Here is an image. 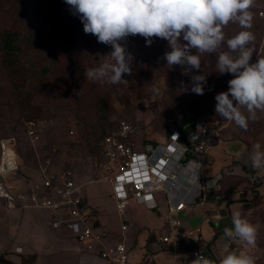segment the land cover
I'll return each instance as SVG.
<instances>
[{
	"label": "rangeland",
	"instance_id": "374dc122",
	"mask_svg": "<svg viewBox=\"0 0 264 264\" xmlns=\"http://www.w3.org/2000/svg\"><path fill=\"white\" fill-rule=\"evenodd\" d=\"M35 1L0 0V37L6 32L21 30L18 31L22 42L21 52L14 54L17 61H13V66L9 64L15 57L6 56L0 50V144L14 146L19 154L20 168L13 181L21 190L39 182L40 168L45 167L57 173L71 171L81 185L84 208L100 210L104 220L107 219L104 229L117 242L120 238V217L111 199L110 183L103 178L97 181L102 172L95 167L94 159L97 145L107 126L128 122L137 127L140 136L165 144L172 124L182 120L201 121L217 132L219 141H239L250 152L256 143H260L261 150H264V111H257L255 120H249L247 129L218 117L214 101L212 104H200V112L196 115L183 111L178 83H182L185 77L180 69L184 67L175 65L169 69L166 66L167 62L162 58L165 51L169 50L166 40L154 37L152 44L147 45L145 38L136 35L122 41L126 51L134 57L131 75L124 74L122 77L126 83L108 84L87 80L83 75L84 70L112 62L106 56L113 49L98 43L96 36L84 33L79 17L71 13L65 0H37L40 6L37 9L39 20L35 26L37 33L36 37L29 39L20 16L12 6ZM251 11L254 14L251 31L256 36V51L250 62L254 63L258 55H264V0H255ZM238 28V24L231 22L225 26L223 31L226 39L229 31V34H233L239 31ZM200 59V70H194L208 74V82L213 83L211 76L214 83L225 80L223 74L217 80L213 75V72H218L214 55L205 54ZM13 70L36 73L33 79H26V85L21 88L23 92H29L37 85L39 91L48 85L45 93L36 98L37 103H43L44 109V113L33 119L43 123L36 140L26 137V118L17 111L15 95L20 86V75ZM182 84L183 93H190L192 84ZM207 105L213 106L206 110L204 108ZM31 116L34 117L33 114ZM247 177L253 182V177L248 174ZM258 199L248 203V213L243 216L257 228L255 243L241 245L234 242L232 247L254 256L256 264H264V196ZM146 211L130 203L124 217H128L130 225L129 231L125 233L127 237L135 230L139 233L149 229L162 232L164 207L161 205L158 212ZM189 212L188 218L183 214L179 216L180 226L198 235L202 221L206 219V210L196 205ZM0 214L3 217L0 219L2 254L13 249L11 241L14 239L18 212L8 211L0 201ZM152 217L155 220L152 221ZM20 243L24 244L25 240L18 238L16 244ZM73 256L72 252H66L60 254L59 258H44L38 264H69ZM149 256H146L148 261L142 264H150ZM11 257L17 258L14 254Z\"/></svg>",
	"mask_w": 264,
	"mask_h": 264
},
{
	"label": "built area",
	"instance_id": "2783aa9c",
	"mask_svg": "<svg viewBox=\"0 0 264 264\" xmlns=\"http://www.w3.org/2000/svg\"><path fill=\"white\" fill-rule=\"evenodd\" d=\"M188 121L192 124L190 128ZM42 124L34 120L26 122V137L38 139ZM219 142L214 129L194 120L172 124L165 144L143 138L137 127L128 122L107 128L94 157L95 167L102 172L97 181L107 179L111 185V199L121 226L120 239L114 246L101 249L100 258L107 264H129L130 253L124 241L128 220L124 217L131 202L147 211L158 212L161 205L164 207L163 223L167 232L154 242L158 251L166 246L171 254H176L193 243L192 233L181 229L178 218L206 199L212 186L203 176L204 159ZM19 168L16 148L1 143L0 201L4 208L48 212L47 226L52 230L65 228L87 252H95L96 246L106 241L108 232L99 230L93 216L82 212L81 185L73 180L71 171L57 173L40 168V181L21 190L12 179ZM223 173L230 175L234 171L228 168ZM199 252L205 256L202 250L196 249L192 251V258Z\"/></svg>",
	"mask_w": 264,
	"mask_h": 264
},
{
	"label": "clouds",
	"instance_id": "9594fccd",
	"mask_svg": "<svg viewBox=\"0 0 264 264\" xmlns=\"http://www.w3.org/2000/svg\"><path fill=\"white\" fill-rule=\"evenodd\" d=\"M65 3L79 17L85 34L96 36L98 43L113 49L106 56L112 62L85 69V79L126 83L122 77L131 75L134 57L122 41L139 35L151 45L155 37L168 42L169 50L162 58L169 69L180 65L187 75L192 69L200 70L202 55L211 54L215 56L218 73L233 76L227 91L214 97L218 117L247 129L257 111H264V55L250 62L256 51V36L251 31L255 0H65ZM230 22L238 24L241 30L226 39L223 28ZM191 81V91L203 95L206 75H192ZM253 148L249 166L264 171V150L260 143ZM231 222L232 227L223 229L221 239L227 241L223 244V253L217 259L195 253L196 258L189 264H256L254 256L231 247L233 242L253 245L256 226L238 210L231 213Z\"/></svg>",
	"mask_w": 264,
	"mask_h": 264
},
{
	"label": "crops",
	"instance_id": "0c3cea01",
	"mask_svg": "<svg viewBox=\"0 0 264 264\" xmlns=\"http://www.w3.org/2000/svg\"><path fill=\"white\" fill-rule=\"evenodd\" d=\"M250 153L239 141H221L218 146L209 150L204 159L203 176L212 187L207 192L206 199L202 204H199L206 210L204 216L206 219L202 221L198 235H193L191 229L181 228L184 231L192 233L194 242L182 247L178 253L171 254L166 246H163L158 251V248L154 245L158 237L167 232L163 221L162 232L157 233V230L149 229L148 231L139 233L135 230L130 237H127L125 234L129 231L130 225L128 224L124 233L128 244L126 245L125 239L124 241L130 253L129 264L147 262L148 258L146 256L148 254L150 255V264H189V261L194 260L192 258V251L196 249L202 250L207 258L217 259L223 253V244L227 242L226 239H221L223 229L225 227H232L231 213L238 210L241 212L242 217L244 214L247 215L248 203L258 201L259 196H264V171L254 170L249 166L248 158ZM19 161L21 163L20 157ZM228 168H232L234 174H224L223 172L227 171ZM247 174L254 178L253 182L247 177ZM16 175L12 176L13 180ZM71 175L77 183L72 173ZM39 178L41 179L40 171ZM210 181H215V183L210 184ZM16 187L20 189L17 183ZM235 194L236 196L233 197L232 195ZM81 209L84 214L90 217L93 216L95 226L99 230H105L104 221L107 219L104 220L99 209L92 208L86 210L84 208V200ZM8 211L18 212L14 239L11 241L13 249H11V252L5 251L8 253L6 259L14 264H18L21 257L31 255L35 256L34 264H38L44 258H59L60 254H66V252L74 254L69 264H107L100 258L99 252L101 249L112 247L117 243L110 233L105 230L109 234L106 241L102 245H97L94 250L95 252H87L84 246L78 244L65 228L52 230L47 226L49 219L48 212L37 209ZM189 211L185 214L187 218L190 213ZM2 218L0 214V219ZM151 220L155 219L152 217ZM1 226L2 224H0V228ZM18 238L24 239L25 243L17 245L16 241ZM233 244L234 242L231 243V247ZM15 249H19V251L17 252ZM233 249H236V247ZM11 254L16 255L17 258L13 259Z\"/></svg>",
	"mask_w": 264,
	"mask_h": 264
},
{
	"label": "trees",
	"instance_id": "16d2710c",
	"mask_svg": "<svg viewBox=\"0 0 264 264\" xmlns=\"http://www.w3.org/2000/svg\"><path fill=\"white\" fill-rule=\"evenodd\" d=\"M38 7H40V6L38 5L37 0L35 2H29L28 4L19 3L17 5L14 4L12 6L15 13L18 16H20V19L24 24V31L26 32L29 39L36 37L37 32H36L35 26H37V23L39 20V18L37 16ZM240 30L241 29H239V31ZM18 31H21V30H13L10 32H6L0 37V50L2 51V53L6 56L9 55V56L15 57V60H13V59L10 60V64H9L10 66H13V61H15V62L17 61V58H16L17 56H15L14 54L16 52H19V53L21 52L20 43H22V42H21V36L19 35ZM230 32L231 31H229L227 33V35H228L227 38H230L231 36H233L235 34V33L229 34ZM180 69H181L182 73H184L185 68H180ZM15 73L17 75L18 74L20 75L19 79H18V81H20V83H19L20 86L17 88L16 95H15V100H16V104H17V111L21 116L26 118V122H28V121L33 120L36 116H40L42 113H44V109L42 108L43 103L42 104L37 103L36 98L39 96H42L45 93L46 87L48 85H45L39 91H38V88H36V87H38V85L35 87L31 86L32 87L31 91L23 92V90H21V88L26 85V79L27 78L33 79L36 73L24 72L23 70H21V71L19 70ZM44 73H46V71ZM199 74H203V73L201 71L197 72L194 69H192L191 72H189V74L185 75L183 82L182 81L181 82L187 83V84H192L191 76L192 75H199ZM204 75H208V74H204ZM213 75H214V77H216V80H217V77L221 76L222 74H220L218 72H213ZM223 75H224L225 80L222 82L217 80L214 83V78L212 76L210 79L213 80V83H210V81L208 82V80L206 79L207 82L204 85V94L203 95H197V94L193 93L192 91L190 93H183L184 84L178 83L180 90H181V91H179V93L182 94L181 100L184 104L183 111L187 114L196 115L200 112V108H199L200 104L205 103V102L212 104L213 101L216 102L214 99L215 95L220 93V92L227 91L228 88H226V86L228 87V81L233 78V76L231 74L226 73ZM190 90H191V87H190ZM209 106H213V105H207L204 109H206V110H207V108L209 109ZM179 107H180V105H179ZM31 114H33L34 117H32ZM186 124L189 126V128L192 126L190 121L186 122ZM109 127H112V126L109 125L105 128V130L103 131V133L101 135L99 143H100L103 135L105 134L107 128H109ZM143 138H145V137H143ZM99 143L97 145V151L99 148ZM96 154H97V152H96ZM7 254L8 253L5 252L4 254L0 255V264H14L11 261H9L8 259H6ZM34 261H35V256L31 255L28 257H21L20 262L18 264H34Z\"/></svg>",
	"mask_w": 264,
	"mask_h": 264
}]
</instances>
